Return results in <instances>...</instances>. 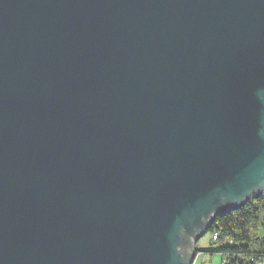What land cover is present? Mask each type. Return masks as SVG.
Listing matches in <instances>:
<instances>
[{
    "label": "water",
    "instance_id": "1",
    "mask_svg": "<svg viewBox=\"0 0 264 264\" xmlns=\"http://www.w3.org/2000/svg\"><path fill=\"white\" fill-rule=\"evenodd\" d=\"M264 192V0H0V264H192Z\"/></svg>",
    "mask_w": 264,
    "mask_h": 264
},
{
    "label": "trees",
    "instance_id": "2",
    "mask_svg": "<svg viewBox=\"0 0 264 264\" xmlns=\"http://www.w3.org/2000/svg\"><path fill=\"white\" fill-rule=\"evenodd\" d=\"M207 231L217 234L214 245L195 257L203 251L221 254L220 264H264V192L221 212Z\"/></svg>",
    "mask_w": 264,
    "mask_h": 264
},
{
    "label": "rangeland",
    "instance_id": "3",
    "mask_svg": "<svg viewBox=\"0 0 264 264\" xmlns=\"http://www.w3.org/2000/svg\"><path fill=\"white\" fill-rule=\"evenodd\" d=\"M214 245L211 232L207 231L198 238L195 243V248L200 250L203 247ZM195 264H220L221 254L219 253H207L199 251L197 256L194 258Z\"/></svg>",
    "mask_w": 264,
    "mask_h": 264
},
{
    "label": "built area",
    "instance_id": "4",
    "mask_svg": "<svg viewBox=\"0 0 264 264\" xmlns=\"http://www.w3.org/2000/svg\"><path fill=\"white\" fill-rule=\"evenodd\" d=\"M216 236H217V234L216 233H214L213 235H212V238L213 239H216ZM192 264H195V260L193 261V263Z\"/></svg>",
    "mask_w": 264,
    "mask_h": 264
},
{
    "label": "bare ground",
    "instance_id": "5",
    "mask_svg": "<svg viewBox=\"0 0 264 264\" xmlns=\"http://www.w3.org/2000/svg\"><path fill=\"white\" fill-rule=\"evenodd\" d=\"M195 260V259H194Z\"/></svg>",
    "mask_w": 264,
    "mask_h": 264
}]
</instances>
